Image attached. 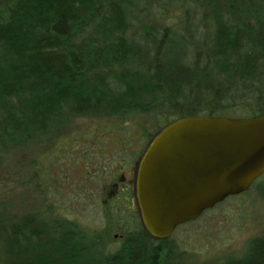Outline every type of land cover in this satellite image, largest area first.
<instances>
[{
  "label": "trees",
  "instance_id": "trees-1",
  "mask_svg": "<svg viewBox=\"0 0 264 264\" xmlns=\"http://www.w3.org/2000/svg\"><path fill=\"white\" fill-rule=\"evenodd\" d=\"M155 5L0 0V155L53 136L78 117H123L105 125L107 136L116 133L112 142L121 151L127 141L138 143L126 161L120 159L112 183L98 188L109 213L105 229L87 230L61 218L50 221L47 236L32 218L2 224L1 246L10 264H168L175 249L171 237H152L139 208L130 205L149 143L181 117L264 114L262 0H186L176 23L162 28L142 20ZM157 8L160 15L168 10L165 3ZM143 113L155 115L156 127L124 121ZM125 168L132 192L125 198L109 194ZM256 190L264 200V180ZM116 238L119 246L110 249ZM219 264H264V235Z\"/></svg>",
  "mask_w": 264,
  "mask_h": 264
},
{
  "label": "rangeland",
  "instance_id": "rangeland-1",
  "mask_svg": "<svg viewBox=\"0 0 264 264\" xmlns=\"http://www.w3.org/2000/svg\"><path fill=\"white\" fill-rule=\"evenodd\" d=\"M155 1L157 5L165 3L168 10L160 15L157 5L152 6L142 20L158 28L173 26L186 3V0ZM108 120L78 117L58 126L53 136L3 152L0 225L19 224L28 217L48 236L50 221L65 218L87 230L105 229L109 213L104 209L98 188L112 183L120 159L126 161L128 153L138 147L135 141H127L123 151L116 147L112 142L116 133L112 131V136H107L110 133H106L105 125L123 121V117ZM124 121L156 127L153 113L129 116ZM123 174L126 179L130 176L128 168L123 169ZM263 175L247 191L227 197L194 222L177 226L170 236L175 249L168 264H219L229 256H241L248 240L264 235V200L256 190L257 183L264 180ZM118 240L109 248L118 247ZM11 261L3 253L0 238V264Z\"/></svg>",
  "mask_w": 264,
  "mask_h": 264
},
{
  "label": "water",
  "instance_id": "water-1",
  "mask_svg": "<svg viewBox=\"0 0 264 264\" xmlns=\"http://www.w3.org/2000/svg\"><path fill=\"white\" fill-rule=\"evenodd\" d=\"M264 173V114L185 116L151 140L136 171L141 219L154 238H169Z\"/></svg>",
  "mask_w": 264,
  "mask_h": 264
},
{
  "label": "flooded vegetation",
  "instance_id": "flooded-vegetation-1",
  "mask_svg": "<svg viewBox=\"0 0 264 264\" xmlns=\"http://www.w3.org/2000/svg\"><path fill=\"white\" fill-rule=\"evenodd\" d=\"M129 171V170H128ZM130 173V171H129ZM118 180V182L116 183H113V185L111 186L112 187V190L110 191L109 189V194H111V192H113V194H117L118 196L120 197H128L129 196V191L132 192V188L133 186H129V182H131L129 180V177L126 179V176L123 174V171L120 173L119 177L115 178ZM135 180H136V174H135V177H134V190H135ZM110 187V186H109ZM108 194V195H109ZM135 195H136V192H135ZM130 205L134 208H136V206L138 207V203H137V199L136 201H134V199H131V202H130Z\"/></svg>",
  "mask_w": 264,
  "mask_h": 264
}]
</instances>
